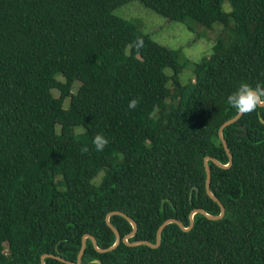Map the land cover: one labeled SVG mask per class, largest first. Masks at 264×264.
Masks as SVG:
<instances>
[{
    "label": "trees",
    "instance_id": "1",
    "mask_svg": "<svg viewBox=\"0 0 264 264\" xmlns=\"http://www.w3.org/2000/svg\"><path fill=\"white\" fill-rule=\"evenodd\" d=\"M128 1L0 0V264H41L45 253L75 262L87 233L109 247L105 217L114 210L137 224L129 241L152 243L168 218L187 227L193 209L220 213L205 190L204 157L228 163L218 129L237 112L226 98L241 83L264 84V0H227L229 11L225 0H138L171 20L221 26L186 83L180 50L114 13ZM259 117L264 106L224 127L229 167L207 161L221 218L195 212L186 231L170 222L158 247L121 240L99 252L86 238L81 263L264 264ZM97 133L109 140L102 152L92 145ZM109 220L121 238L132 230L121 215Z\"/></svg>",
    "mask_w": 264,
    "mask_h": 264
},
{
    "label": "rangeland",
    "instance_id": "2",
    "mask_svg": "<svg viewBox=\"0 0 264 264\" xmlns=\"http://www.w3.org/2000/svg\"><path fill=\"white\" fill-rule=\"evenodd\" d=\"M222 7L226 11L230 10L227 0L223 2ZM114 13L136 23L143 33L148 34L158 43L180 50V59H186L189 63L180 72L179 76L182 83H186L188 79L192 78L193 64L210 53L211 46L221 28L218 23L207 29L191 19L184 22L168 19L143 6L138 0H130L119 5ZM165 72L171 74L169 68H166ZM58 78L62 79V76H58ZM78 86L79 83L75 82L72 91L75 92ZM53 94L58 96L59 91L53 90ZM68 103L69 99L67 98L64 101V106H67ZM101 175L102 172L95 178L96 182L100 180Z\"/></svg>",
    "mask_w": 264,
    "mask_h": 264
},
{
    "label": "water",
    "instance_id": "3",
    "mask_svg": "<svg viewBox=\"0 0 264 264\" xmlns=\"http://www.w3.org/2000/svg\"><path fill=\"white\" fill-rule=\"evenodd\" d=\"M242 114H238L236 113L235 116H233L232 118L224 121L219 129H218V136L222 142V145L228 155V163L226 164H223L221 163L220 161H218L215 157H211V156H205L204 157V167H205V171H206V180H205V190H206V193L213 199L215 200L219 205H220V213L218 215H212V214H209L207 213L205 210H203L202 208H196V209H193L190 213V223L187 227H185L181 221H179L178 219H175V218H168L166 220H164L157 228V231H156V240H155V243H152L148 240H134V241H129V238L134 236L137 232V224L136 222L130 217L128 216L126 213L122 212V211H118V210H114V211H110L109 213L106 214V217H105V220H106V223L107 225L112 229V231L114 232L115 234V242L109 246V247H106V248H100L98 245H97V241L95 239V237L91 234H84L82 236V240H81V247H80V250L77 254V259L75 262L71 261V260H67L65 258H63L62 256L60 255H55V254H51V253H45L43 255H41V264H45L44 262V258L45 257H52V258H56L62 262H65L66 264H82L81 263V260H82V255L84 253V250H85V246H86V238H90L91 242H92V245L96 248L97 251L99 252H107V251H110V250H113L114 248L117 247V245L121 242V240L126 244V245H129V246H135V245H140V244H145V245H148L150 247H158L160 245V237H161V232L163 230V228L165 227V225H167L168 223L170 222H173V223H176L182 230H189L192 226H193V214L195 212H200L202 213L203 215H205L207 218L209 219H218V218H221L223 215H224V206L223 204L220 202V200L211 192L210 190V180H211V171H210V167L208 165V160H211L213 161L217 166L219 167H223V168H227L231 165L232 163V160H233V155L232 153L230 152L229 150V147H228V144L223 136V129L224 127H226L227 125L229 124H232L234 123L236 120H238V118L241 116ZM261 119L262 122H264V120L259 117ZM242 127V126H240ZM243 128V127H242ZM243 134H246V130L244 129V132ZM195 189H197V187H195ZM114 214H118V215H121L123 217H125L129 223L132 225V230L126 234L124 237L121 238L120 236V233L119 231L115 228V226L110 222L109 220V217L111 215H114ZM96 264H100V260L99 259H95L94 260Z\"/></svg>",
    "mask_w": 264,
    "mask_h": 264
},
{
    "label": "clouds",
    "instance_id": "4",
    "mask_svg": "<svg viewBox=\"0 0 264 264\" xmlns=\"http://www.w3.org/2000/svg\"><path fill=\"white\" fill-rule=\"evenodd\" d=\"M133 47L139 51L144 47L143 37H137L133 42ZM226 102L230 108L234 109L238 114H251L258 107L264 106V84L257 83L255 87L248 83H241L236 91L229 94ZM139 104L138 99H132L128 103L130 109H135ZM109 144V140L102 133H97L92 138V145L97 152H102ZM88 147L85 145L81 151L88 152ZM90 264H95V261H90Z\"/></svg>",
    "mask_w": 264,
    "mask_h": 264
}]
</instances>
